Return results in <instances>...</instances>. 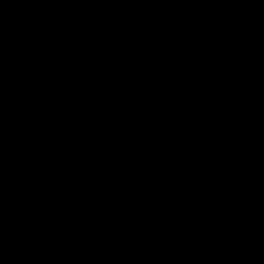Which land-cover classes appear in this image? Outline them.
Segmentation results:
<instances>
[{"label": "water", "instance_id": "water-1", "mask_svg": "<svg viewBox=\"0 0 264 264\" xmlns=\"http://www.w3.org/2000/svg\"><path fill=\"white\" fill-rule=\"evenodd\" d=\"M0 264H264V0H0Z\"/></svg>", "mask_w": 264, "mask_h": 264}]
</instances>
